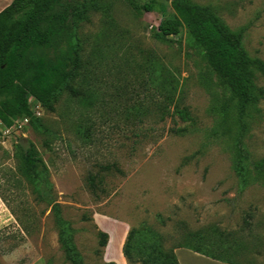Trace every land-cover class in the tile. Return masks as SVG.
<instances>
[{
  "label": "rangeland",
  "instance_id": "1",
  "mask_svg": "<svg viewBox=\"0 0 264 264\" xmlns=\"http://www.w3.org/2000/svg\"><path fill=\"white\" fill-rule=\"evenodd\" d=\"M184 1L217 18L250 62L264 66V0ZM163 2L171 13L170 0ZM76 3L87 12L76 30L81 69L70 88L45 105L30 99L22 119L0 125V264H71L59 219L83 264H116L112 255L141 225L164 235L167 250L191 233L214 251L211 242L230 235L246 254L238 263L264 264V185L244 187L236 177V109L230 121L220 120L224 102L202 51L184 30L159 38L162 17L146 12L143 0H59L56 13ZM154 55L178 82L164 116L151 113L141 86V67ZM251 75L257 103L247 111L243 144L253 172L264 166V76ZM139 104L148 107L144 117L134 112ZM180 110L190 122L181 121ZM126 121L144 125L132 129ZM176 129L187 132L170 133ZM19 139L47 168L51 205L38 201L21 175ZM90 176L102 192L89 189ZM100 233L108 236L105 248ZM176 257L179 264H223L186 249Z\"/></svg>",
  "mask_w": 264,
  "mask_h": 264
},
{
  "label": "trees",
  "instance_id": "2",
  "mask_svg": "<svg viewBox=\"0 0 264 264\" xmlns=\"http://www.w3.org/2000/svg\"><path fill=\"white\" fill-rule=\"evenodd\" d=\"M143 1L146 12L162 17L157 27L159 38L175 37L184 30L202 51V61L215 80V87L219 89L224 102L220 120L230 121L236 109L233 121L240 128L232 148L236 177L244 187L259 182L264 185V166L253 172L247 170V151L243 144L248 126L245 121L247 111L257 103L251 73L258 70L264 76V66L250 62L241 48L240 39L226 33L217 18L198 6L184 0H170L172 12L168 13L164 0ZM58 3L59 0H13L0 12V125L4 129H9L15 121L24 117L30 99L45 105L69 89L81 69L76 30L87 8L76 3L64 7L57 14ZM141 69L147 74L141 86L149 95V109L156 116H164L176 95L177 79L157 55L148 59ZM140 106L144 109L141 110ZM140 106L134 112L144 117L149 113L148 107ZM178 114L182 122H190L186 110H180ZM126 122L125 126L132 129L144 125L141 121ZM184 132L187 131H170L173 135ZM19 146L21 175L32 186L36 199L51 205L54 200L47 168L29 143L19 139ZM100 169L107 172L111 167L103 166ZM88 187L93 193L102 192L93 176L89 177ZM53 208L59 216L58 206L54 205ZM160 223L164 226L163 221ZM58 226L61 228V243L67 261L83 264L61 219ZM219 236L222 238L218 242H211L214 251L203 250L200 246L202 238L191 233L184 236L181 247L167 250L164 235L147 225H141L129 230L122 255L128 263L139 261L142 264H179L174 253L176 249H186L223 264H240L237 261L239 258L246 259V254L233 243L235 239L232 240L230 235ZM100 237L99 247L105 248L108 236L100 233ZM189 242L195 243L189 245Z\"/></svg>",
  "mask_w": 264,
  "mask_h": 264
},
{
  "label": "crops",
  "instance_id": "3",
  "mask_svg": "<svg viewBox=\"0 0 264 264\" xmlns=\"http://www.w3.org/2000/svg\"><path fill=\"white\" fill-rule=\"evenodd\" d=\"M12 2H13V0H0V12H2L5 8H7ZM181 250H184V249L174 250L175 256ZM112 256L114 258H112L110 260H113L114 259L113 262H115L116 264H125L124 257L122 256V253L120 252V250L116 251V253L114 255H112Z\"/></svg>",
  "mask_w": 264,
  "mask_h": 264
},
{
  "label": "built area",
  "instance_id": "4",
  "mask_svg": "<svg viewBox=\"0 0 264 264\" xmlns=\"http://www.w3.org/2000/svg\"><path fill=\"white\" fill-rule=\"evenodd\" d=\"M15 126V125H14Z\"/></svg>",
  "mask_w": 264,
  "mask_h": 264
}]
</instances>
